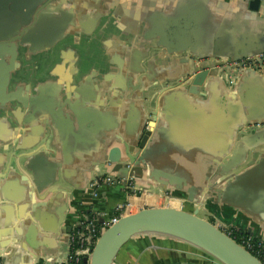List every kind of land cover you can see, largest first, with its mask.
<instances>
[{
  "label": "crops",
  "instance_id": "1",
  "mask_svg": "<svg viewBox=\"0 0 264 264\" xmlns=\"http://www.w3.org/2000/svg\"><path fill=\"white\" fill-rule=\"evenodd\" d=\"M61 2L58 12L59 0L49 3L52 11L44 16L45 31L31 34L30 44L16 41L11 47L15 63L7 91L18 93L26 107L15 103L7 115L0 112L1 262L59 263L69 251L65 227L70 225L71 233L79 224L86 229L87 219L102 225L118 204H129L135 211L198 208L200 217L221 229L230 226L264 238V157L261 171L240 181L229 203L215 204L207 192L188 199L187 192L193 185L209 184L205 180L223 161L220 152L228 146L229 130V152L243 153L241 167L256 165L264 156L260 131L244 132L241 145H236V135L243 131L238 124L264 121V77L234 69L208 77L199 86L183 83L166 90V84L185 77L192 63L202 67L264 53V0L256 9L249 7V0ZM8 20L0 11V40L11 34L5 27ZM59 28L65 29L59 40L31 51L51 40ZM5 46L0 47L2 52L8 49ZM113 85L123 89L113 90ZM175 91L180 93L171 94ZM51 99L62 101L70 113L71 130L62 124L45 127L38 118ZM145 120L152 133L157 128L161 135L152 138L158 144L153 162L140 178L131 180L132 190L122 182H105L106 176L118 178L120 172L112 171L113 164H99L96 150L104 144L107 150L122 149L128 135L138 132ZM43 144L48 154L41 152L42 160L35 166L43 181L59 178L58 183L68 188L57 190L62 209L46 206L47 200H39L41 196L23 180L28 153ZM126 162L122 156L121 163ZM218 181L221 178L212 183ZM176 240L137 234L121 246L112 264H209L205 256L169 253L177 249L175 245L187 244Z\"/></svg>",
  "mask_w": 264,
  "mask_h": 264
},
{
  "label": "water",
  "instance_id": "2",
  "mask_svg": "<svg viewBox=\"0 0 264 264\" xmlns=\"http://www.w3.org/2000/svg\"><path fill=\"white\" fill-rule=\"evenodd\" d=\"M51 1L52 0L1 1L0 11L4 14L6 19H9L7 21L8 26L5 27H9L11 33L10 36H6L5 39L0 40V47L4 44L6 45L5 47L8 48L4 52L0 50V112L5 115L8 114L9 108L15 103H17L19 107H26V101L20 100L18 93L7 91L9 71L15 63V52L11 49V47H13L12 43L18 41L19 43L30 44L31 42L27 41V38L31 34L45 31L44 16L48 11H52L49 7ZM61 1L62 0H59V3H56V12H58V9L61 7ZM258 5L259 0H249V7L251 9H256ZM51 22L54 21H50V23ZM50 23H46L48 28L51 26ZM64 30L62 31L61 28H59L56 35H54L51 40L45 41L43 45L36 46L35 49H32L31 51L51 46L61 38ZM11 38H13V40ZM7 40L8 44H5V41ZM6 57L8 60H6ZM195 57L197 60L200 58L199 56H191L190 58L193 60ZM245 58H249V55L238 57L236 59H216L219 61L202 67L198 65L196 66V63H192V67H190L189 71L185 73V77L183 79H177L173 85L167 86L166 84V90L178 88L183 83L186 85L199 86L208 77L221 76L227 71L234 69H248L250 72H257L256 67L254 66L253 68L243 67L242 59ZM99 63L102 64V61ZM189 76H191L190 80H188ZM101 78L106 80L105 77ZM145 88L146 87L142 88V90ZM112 89L122 90L123 88L113 85ZM177 93L180 92L175 91L171 94ZM189 93L195 94L191 92V90H189ZM30 103H32L31 100ZM17 108L18 107H16V109ZM38 118L44 122L45 127L50 126L52 129H55L57 128V125L62 124L71 130L73 125V119L71 118L70 113L64 111V104H62V101L58 102L56 99L49 100L44 108L41 107V112L38 114ZM5 121L7 124L11 125L7 120ZM17 123L19 124L18 121ZM238 125L243 131L238 132L236 135V139L238 140V143L236 144L237 147L241 145L242 141H240V136H243L245 134L244 132L260 131L257 135H262V133H264V131L261 132V130L264 129L263 120L249 119L247 121H242ZM12 128L15 127L12 126ZM154 134L157 135V138H161L160 130L156 128L154 133H152L150 124L145 120L143 126L138 132H131V134L128 135L129 138L123 143L122 149L113 147L112 149L107 150V145L105 144L102 147H98V150L96 151L101 158L99 164H113L112 171L120 172L117 177L123 180L140 178L143 169L148 165L150 166L153 162L157 151L158 144L156 141L152 140ZM227 140L228 146L220 152L221 154L219 153L223 161L218 168L214 169L215 172L213 174L210 173L205 180L206 183L209 184L206 187L201 184L191 186L187 190L189 194L188 199H193V196L207 192L212 194L215 204L226 203V201L231 198L235 187L240 181L246 178H251L254 174H257L256 172L261 171L263 155L257 159L258 161L256 165H252L251 167H241L245 159L242 157L243 153L235 152V150L229 152L231 147L230 130L228 131ZM36 144L38 143L36 142L30 145L28 148H32ZM46 148V144H43L40 145L36 151L28 153L27 156L29 158L27 165L24 167L25 172L22 174L24 176L23 180L28 184L27 186L30 187L35 195L41 196L39 197V200H47L45 203L46 206L52 208L51 205H57L58 208L60 207L62 209L63 203H59V195L61 193H57V190L64 192L68 190V188L63 184L58 183L59 178L43 181L38 168L35 166L36 163H39V161L42 160L43 154L41 152L48 154V152L45 151ZM19 149L21 148H16V150ZM214 154L217 153H211V155ZM253 154H255V151ZM122 156L127 158L126 163H121ZM213 163L215 162L213 161ZM28 171L30 174H28ZM217 178H221V181L212 183L213 180ZM222 183H224V185H222ZM227 202L229 203L230 201ZM242 209L248 214H252L247 207H243ZM58 220H60L59 215ZM88 221L89 220L87 219L86 222ZM65 228H67L66 230H68V234L70 233L68 237V243L70 246L72 227L69 225ZM77 229L84 230V227L79 224L77 225ZM244 232L251 234L250 231ZM141 233L163 234L181 239L203 252L208 253L221 264H263L254 255L236 243L235 240L227 235L223 229L200 217L198 215V208L192 212H188L175 207L143 208L136 213H128L121 216L115 223L106 228L99 235L89 259L84 257L83 261L88 264H112L113 259L121 246L130 238Z\"/></svg>",
  "mask_w": 264,
  "mask_h": 264
},
{
  "label": "built area",
  "instance_id": "3",
  "mask_svg": "<svg viewBox=\"0 0 264 264\" xmlns=\"http://www.w3.org/2000/svg\"><path fill=\"white\" fill-rule=\"evenodd\" d=\"M244 68L256 67V71L264 76V53H258L249 58L242 59ZM105 182L107 183H124L126 188L132 190L131 180L116 178L113 176H106ZM132 208L129 204H118L115 208V213L102 225L97 224L93 220H89L88 227L84 230H77L70 236V246L67 257L59 262L53 264H88L83 261L84 257L89 259L92 249L99 235L113 223H115L121 216L131 213ZM224 232L235 240L240 246L245 248L248 252L254 255L264 264V238L254 236L253 234L244 231L239 232L234 227H226ZM239 233L236 234L235 232ZM244 232V233H243ZM50 261H35L33 264H50ZM0 264H2L0 260Z\"/></svg>",
  "mask_w": 264,
  "mask_h": 264
},
{
  "label": "rangeland",
  "instance_id": "4",
  "mask_svg": "<svg viewBox=\"0 0 264 264\" xmlns=\"http://www.w3.org/2000/svg\"><path fill=\"white\" fill-rule=\"evenodd\" d=\"M136 209L132 210L131 213H136L138 211H135ZM255 236V235H254ZM177 239V238H176ZM176 241L180 242V243H187L186 241H183L181 239H177ZM182 241V242H181ZM187 244H179V245H175L174 247H176L177 249H175V251H168L169 253H172L174 255H185V256H205L207 259L206 261H208L209 264H221L220 262H218L215 258L211 257L208 253L203 252L202 250L194 247V246H190Z\"/></svg>",
  "mask_w": 264,
  "mask_h": 264
},
{
  "label": "trees",
  "instance_id": "5",
  "mask_svg": "<svg viewBox=\"0 0 264 264\" xmlns=\"http://www.w3.org/2000/svg\"><path fill=\"white\" fill-rule=\"evenodd\" d=\"M235 233H236V234H238L239 232H238V231H236ZM243 233H244V232H243Z\"/></svg>",
  "mask_w": 264,
  "mask_h": 264
}]
</instances>
